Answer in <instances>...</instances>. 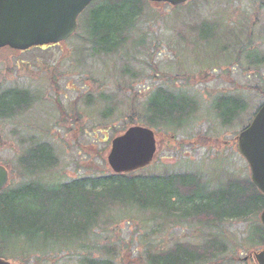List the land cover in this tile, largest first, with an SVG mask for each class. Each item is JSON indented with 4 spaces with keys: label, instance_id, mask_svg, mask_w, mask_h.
Wrapping results in <instances>:
<instances>
[{
    "label": "rangeland",
    "instance_id": "1",
    "mask_svg": "<svg viewBox=\"0 0 264 264\" xmlns=\"http://www.w3.org/2000/svg\"><path fill=\"white\" fill-rule=\"evenodd\" d=\"M255 1L192 0L171 8L141 0L137 32L130 34L126 49L102 55L93 53L87 25L108 0H93L67 42L26 52L0 49V90L24 88L36 98L25 114L0 120V165L11 169L9 183L16 184V162L31 139L49 143L58 160L45 175L46 183L107 174L111 139L131 124L155 134L157 152L146 175L201 173L213 187L249 177L235 148L246 120L243 116L223 126L216 110L227 111L221 97L264 92V65L256 73L239 53L249 39V50L264 54V4L253 5ZM160 88L196 102V113L182 126L165 131L146 124V103ZM114 214L83 248L71 245L51 253L35 247L25 260L17 257L22 245L9 243L0 249V259L11 264H84L100 256L122 264L124 257L128 262L144 255L149 246L163 249L194 239L191 225L185 223L167 224L159 216L134 210ZM248 225L229 223L223 231L237 240L246 236ZM238 243L242 246L231 247L215 264H255L245 259L260 246H248L240 238Z\"/></svg>",
    "mask_w": 264,
    "mask_h": 264
},
{
    "label": "trees",
    "instance_id": "2",
    "mask_svg": "<svg viewBox=\"0 0 264 264\" xmlns=\"http://www.w3.org/2000/svg\"><path fill=\"white\" fill-rule=\"evenodd\" d=\"M255 4H264V0H257ZM141 13V0H108L106 6L92 13L93 20L87 25L91 31L87 35L93 53L110 55L126 49L130 34L137 32L136 18ZM234 40L236 45L240 43ZM249 44L248 39L244 47L240 45L239 53L245 55L248 68L259 73L264 54L250 51ZM220 99L227 111L224 113L218 108L216 114L221 124L227 126L240 108L234 101L230 112L229 102L233 99ZM35 100L24 88L0 90V120L25 114ZM146 105V124L165 131L182 126L197 110L192 98L161 88ZM39 140L31 139L30 145L22 150L16 162V184L8 183L0 191V249L9 243L20 244L22 250L17 257L25 260L31 258L35 247L51 253L62 252L71 245L80 249L96 228L111 222L114 212L122 209L159 216L167 224L191 225L194 234L193 240L176 242L168 248L149 246L144 255L129 258L128 262L124 257L122 264H215L226 258L224 255L229 254L231 247L242 246L239 238L243 244L264 248V228L258 219L264 209V195L248 177L237 181L231 178L224 186L213 187L201 173L146 175L143 169L128 174L109 171L49 184L44 182L45 175L56 167L58 160L53 147ZM5 167L10 177L13 176L9 166L5 164ZM229 223L249 224L246 236L229 239L223 231ZM105 253L110 256V252L105 250ZM84 264L113 263L99 256L85 260Z\"/></svg>",
    "mask_w": 264,
    "mask_h": 264
},
{
    "label": "water",
    "instance_id": "3",
    "mask_svg": "<svg viewBox=\"0 0 264 264\" xmlns=\"http://www.w3.org/2000/svg\"><path fill=\"white\" fill-rule=\"evenodd\" d=\"M92 0H0V48L24 51L33 46L58 44L77 30L78 15ZM177 6L188 0H149ZM238 151L247 160L251 182L264 194V106L251 126L238 136ZM156 153L154 133L143 127H130L111 141L107 163L116 174L146 167ZM9 181L0 165V191ZM264 226V211L260 215ZM264 264V249L254 254ZM246 260V259H245ZM0 264H11L0 259Z\"/></svg>",
    "mask_w": 264,
    "mask_h": 264
},
{
    "label": "flooded vegetation",
    "instance_id": "4",
    "mask_svg": "<svg viewBox=\"0 0 264 264\" xmlns=\"http://www.w3.org/2000/svg\"><path fill=\"white\" fill-rule=\"evenodd\" d=\"M229 98L233 99L229 103L230 112L232 110V102H236L238 104L239 112L238 115L235 118H231V121L229 122V126L231 122L235 121L236 119L243 117L245 122V128L248 127L253 119L255 118L256 114L259 112V110L264 106V95H253V96H230ZM251 99V100H248ZM249 114V117L247 118V115ZM246 118V119H245Z\"/></svg>",
    "mask_w": 264,
    "mask_h": 264
}]
</instances>
